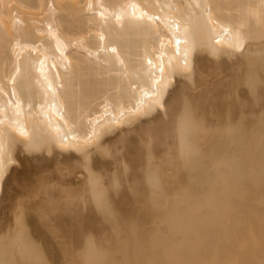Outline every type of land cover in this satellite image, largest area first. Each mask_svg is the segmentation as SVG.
<instances>
[{
	"label": "bare ground",
	"instance_id": "bare-ground-1",
	"mask_svg": "<svg viewBox=\"0 0 264 264\" xmlns=\"http://www.w3.org/2000/svg\"><path fill=\"white\" fill-rule=\"evenodd\" d=\"M0 264H264V0H0Z\"/></svg>",
	"mask_w": 264,
	"mask_h": 264
}]
</instances>
